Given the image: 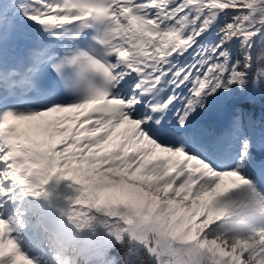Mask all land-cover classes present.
I'll use <instances>...</instances> for the list:
<instances>
[{
  "label": "snow or ice",
  "instance_id": "6c2138e0",
  "mask_svg": "<svg viewBox=\"0 0 264 264\" xmlns=\"http://www.w3.org/2000/svg\"><path fill=\"white\" fill-rule=\"evenodd\" d=\"M0 264H264V0H0Z\"/></svg>",
  "mask_w": 264,
  "mask_h": 264
},
{
  "label": "trees",
  "instance_id": "16d2710c",
  "mask_svg": "<svg viewBox=\"0 0 264 264\" xmlns=\"http://www.w3.org/2000/svg\"><path fill=\"white\" fill-rule=\"evenodd\" d=\"M256 111H257V113L259 114V112H260V105H257V107H256Z\"/></svg>",
  "mask_w": 264,
  "mask_h": 264
}]
</instances>
